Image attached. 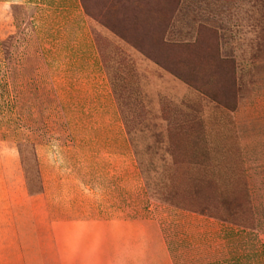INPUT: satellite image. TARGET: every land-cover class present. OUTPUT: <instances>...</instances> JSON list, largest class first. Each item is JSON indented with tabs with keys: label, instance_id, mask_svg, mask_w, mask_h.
<instances>
[{
	"label": "rangeland",
	"instance_id": "1",
	"mask_svg": "<svg viewBox=\"0 0 264 264\" xmlns=\"http://www.w3.org/2000/svg\"><path fill=\"white\" fill-rule=\"evenodd\" d=\"M49 169L173 264H264V0L0 2V264H79Z\"/></svg>",
	"mask_w": 264,
	"mask_h": 264
},
{
	"label": "crops",
	"instance_id": "2",
	"mask_svg": "<svg viewBox=\"0 0 264 264\" xmlns=\"http://www.w3.org/2000/svg\"><path fill=\"white\" fill-rule=\"evenodd\" d=\"M48 171L51 188L47 195L51 196V210L59 219L56 239L58 243L62 238L67 240L71 256L79 259V264H114L115 259L121 260L119 264H173L163 239L169 237L164 236L157 220L133 218L127 207L125 212L123 205L113 206L109 188L104 187L98 198L97 191L87 196L72 183L77 169L73 174L66 173L62 180L55 170ZM15 211V205L0 199V232L8 229L15 233Z\"/></svg>",
	"mask_w": 264,
	"mask_h": 264
}]
</instances>
